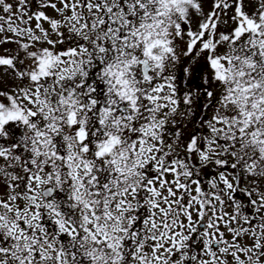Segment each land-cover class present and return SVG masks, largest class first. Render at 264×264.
Segmentation results:
<instances>
[{
	"label": "snow or ice",
	"instance_id": "obj_1",
	"mask_svg": "<svg viewBox=\"0 0 264 264\" xmlns=\"http://www.w3.org/2000/svg\"><path fill=\"white\" fill-rule=\"evenodd\" d=\"M0 264H264V0H0Z\"/></svg>",
	"mask_w": 264,
	"mask_h": 264
}]
</instances>
